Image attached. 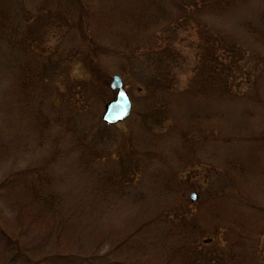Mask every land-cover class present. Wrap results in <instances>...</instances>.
Wrapping results in <instances>:
<instances>
[{"label":"rangeland","instance_id":"obj_1","mask_svg":"<svg viewBox=\"0 0 264 264\" xmlns=\"http://www.w3.org/2000/svg\"><path fill=\"white\" fill-rule=\"evenodd\" d=\"M220 39L247 68L238 91L199 93L190 77ZM114 73L133 108L109 124ZM3 182L0 225L30 254L5 257L0 236V264H178L160 213L187 200L220 214L194 236L226 245L233 215L264 206V0H0ZM242 234L264 249L260 228Z\"/></svg>","mask_w":264,"mask_h":264},{"label":"trees","instance_id":"obj_2","mask_svg":"<svg viewBox=\"0 0 264 264\" xmlns=\"http://www.w3.org/2000/svg\"><path fill=\"white\" fill-rule=\"evenodd\" d=\"M237 1L238 0H179L180 4L185 9L197 7L201 3L205 5L214 2L222 7H228L230 4ZM207 48V52L204 54L207 65H198L197 69L195 68L194 74L190 77V80H192V88L196 89L199 93L210 90L221 92L238 91L233 79L236 80V76L238 75L243 76L240 72H244V69H246L247 66L231 65L232 61H237L238 59V50L240 48L237 42L235 40H227L226 42L225 39H220L218 49L215 48L211 50L210 47ZM30 171L31 169L26 174H29ZM7 181L8 180L5 179V182ZM41 182L42 181H40L39 185ZM180 182L181 181L178 180L176 181V185L179 189L181 191H187V189H189L188 187L186 189L180 188ZM4 185L5 183L3 182L0 185V188H4ZM182 185L181 186L185 188V184ZM192 187L193 185H190V188ZM29 190L36 196V189L33 188ZM192 203H194V201L187 200V202L181 206L173 208L169 214L160 213L164 219L171 218V221L173 222L172 229L175 227L179 228L174 231V240L176 242L173 243V245L176 246L172 247L171 251V256L178 259V264H264V249H262V241L260 245L258 242L255 245L246 244V246H244V239L240 241V237H243L242 227L243 229L244 227H250L251 229L260 228L261 233L264 234L263 205L258 204L254 206L255 212H236V215H233L232 220L230 219V224L228 223L233 227L230 230L235 237L233 239L227 238L228 243L226 245L217 241L214 248L210 246L207 248L206 246L209 242L202 241L201 235L194 236L195 232L193 231L198 227H201V223H206L207 219H213L216 216L219 217L220 214L218 210L212 211L207 207L194 209ZM214 208L216 209V207ZM225 212L227 211L223 210V213ZM2 227L3 226L0 225V236L5 237L6 250H10V255H5V257L9 256L12 260L16 259V257H24V254L28 253L29 249L21 248L18 244L19 241L14 237H9L5 228ZM210 239H212V237L208 238V241H211ZM219 245L224 247L220 248L218 247ZM245 250L249 252L246 257L243 256ZM180 254H182V256ZM61 255L54 256V254L46 253L45 255H42L41 259L40 257H37L39 259L37 262H43L44 260L49 259V257H55L57 259ZM177 256H180V258ZM225 257H235L236 262L223 261V258ZM29 261L36 262L32 256L29 257Z\"/></svg>","mask_w":264,"mask_h":264},{"label":"water","instance_id":"obj_3","mask_svg":"<svg viewBox=\"0 0 264 264\" xmlns=\"http://www.w3.org/2000/svg\"><path fill=\"white\" fill-rule=\"evenodd\" d=\"M110 85L113 89H116V95L106 104L103 119L108 123H115L130 115L133 108V101L125 86L124 79L120 74H113ZM197 197L198 192L195 190L192 191L191 198L196 199Z\"/></svg>","mask_w":264,"mask_h":264}]
</instances>
